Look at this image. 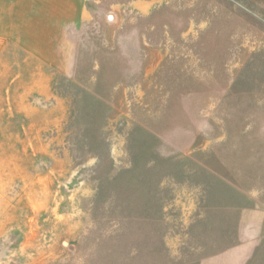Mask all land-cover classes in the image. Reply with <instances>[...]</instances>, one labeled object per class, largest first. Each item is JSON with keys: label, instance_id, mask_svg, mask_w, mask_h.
Here are the masks:
<instances>
[{"label": "rangeland", "instance_id": "1", "mask_svg": "<svg viewBox=\"0 0 264 264\" xmlns=\"http://www.w3.org/2000/svg\"><path fill=\"white\" fill-rule=\"evenodd\" d=\"M2 15L0 264H264V0Z\"/></svg>", "mask_w": 264, "mask_h": 264}, {"label": "crops", "instance_id": "2", "mask_svg": "<svg viewBox=\"0 0 264 264\" xmlns=\"http://www.w3.org/2000/svg\"><path fill=\"white\" fill-rule=\"evenodd\" d=\"M20 0H0V24L2 18V12L4 10V4L6 2L18 3ZM45 1V0H44ZM10 35V32L0 25V50L3 48L4 41H6L7 36ZM9 39V38H8Z\"/></svg>", "mask_w": 264, "mask_h": 264}]
</instances>
